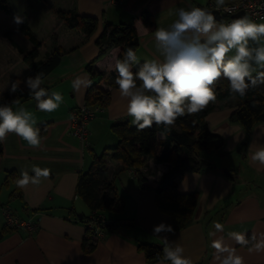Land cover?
I'll use <instances>...</instances> for the list:
<instances>
[{
    "label": "crops",
    "instance_id": "crops-1",
    "mask_svg": "<svg viewBox=\"0 0 264 264\" xmlns=\"http://www.w3.org/2000/svg\"><path fill=\"white\" fill-rule=\"evenodd\" d=\"M235 1L238 0H225V3ZM213 4L215 0H56L44 10L46 35L44 41L36 37L42 42L38 59H45L55 46L62 55L60 63L43 78L41 86L50 92H60L63 102L51 113L38 111L34 99L13 108L14 111L19 107L30 111L36 120L35 127L40 129L46 125V128L43 134L40 132L44 138L40 147L30 146L14 133H9L6 140L0 142V189L6 194V197L3 198V194L0 197V264H149L139 244H163L161 238L153 236V226L161 222L171 225V216L157 207L154 190L140 186L133 169L110 157L107 164L110 177L117 173L116 193L123 198L124 208L120 212L101 211L105 222H117L118 226L113 230L105 229L89 252L82 247L86 225L81 218L82 215L89 216L90 210L85 203L87 209L83 207V200L77 193L79 176L91 164V150L99 154L118 143L112 124L119 120L132 124V118L126 114L127 98L121 97L118 88H113L110 104L89 122L88 145L84 146L70 134L71 114L85 104L89 86L82 84L76 89L73 82L79 77L98 81L99 86L110 88L107 79H94L86 70L87 64L95 60L98 70L113 71L110 66L118 58L120 46L98 58L96 39L106 22H134L139 38L136 55L142 64L158 56L151 33L157 26L167 27L176 18L178 8L189 5L208 7L217 20H221ZM144 9L154 19V30H149L143 23L141 13ZM60 10H75L82 15L97 17V30L86 36L78 29L68 28L58 14ZM52 36H55L56 43L52 42ZM21 51L30 50L21 47ZM15 56L9 80L22 82L28 76H35L36 73L24 61V54L17 51ZM10 81L6 82L8 88L0 93L10 91ZM22 84L19 87L25 88ZM238 104L239 99L231 96L227 99L217 97L208 105V127L224 139V144L210 154L215 168L199 172L188 170L178 182L181 193L196 192L198 195L190 220L184 228L174 230V234L161 233V237L167 235L169 241L178 242L193 264H220L217 257L222 258L226 253H217L211 247L213 239H222L225 245L235 247L244 264H264V251L250 253L247 246L228 237L230 232L246 233V238L264 233V166L251 160V155L264 146V122L253 127L246 148L241 152L247 132L240 123L230 121ZM158 137L163 138V134L159 133ZM33 165L51 169L50 177H41L38 185L30 183L24 189L17 188L15 180L20 171L28 170L29 175H34L31 172ZM168 167L166 162L149 159L141 171L148 178L157 180ZM12 172L15 175H11ZM15 189L19 195L12 196ZM11 204L16 205L14 215L35 223L34 231L6 228L4 209ZM217 222L224 225V230L212 236ZM151 264H159V261Z\"/></svg>",
    "mask_w": 264,
    "mask_h": 264
},
{
    "label": "clouds",
    "instance_id": "clouds-1",
    "mask_svg": "<svg viewBox=\"0 0 264 264\" xmlns=\"http://www.w3.org/2000/svg\"><path fill=\"white\" fill-rule=\"evenodd\" d=\"M215 7L231 14L225 0H215ZM175 17L167 27L157 26L151 33L158 56L139 64L136 52L129 47L123 58H116L114 65L110 66L117 74L115 84L119 94L127 98L126 114L139 130L163 125L167 131L179 117L203 111L216 101L214 85L221 78L228 82L230 92L240 97L264 88V23L255 22L247 14L226 23L217 20L208 7L192 5L178 8ZM13 23L19 26L25 23V17L14 14ZM134 65H137L136 70H133ZM43 77L44 73L38 72L22 82L13 81L10 94L23 83L36 101L38 111H56L63 96L42 87ZM82 84L90 86L91 81L78 77L73 82L76 89ZM12 103L19 104V101L0 105V142H4L9 133H14L30 146L40 147L44 138L40 129L35 127L33 114L23 107L14 111ZM251 160L264 166V146L251 155ZM31 172L34 175H29L28 170L20 171L15 180L17 188L24 189L30 183L38 185L41 177L47 179L51 175V169L35 165ZM214 227L216 232L211 233L212 236L224 230V225L218 222ZM161 233L174 234V229L164 222L153 226V236L161 238L164 244L157 256L159 264H193L178 242L169 241L167 235L161 237ZM246 235L228 233L237 244L247 246L250 253L264 251V233L259 237L253 234L246 238ZM211 247L217 253H226L222 258L217 257L220 264H244L236 248L225 245L222 239H213Z\"/></svg>",
    "mask_w": 264,
    "mask_h": 264
},
{
    "label": "trees",
    "instance_id": "trees-1",
    "mask_svg": "<svg viewBox=\"0 0 264 264\" xmlns=\"http://www.w3.org/2000/svg\"><path fill=\"white\" fill-rule=\"evenodd\" d=\"M0 8L6 14H12L6 0H0ZM58 14L68 28L78 29L86 36H91L97 30L98 18L95 16L82 15L75 10H60ZM141 15L144 25L149 30H154L155 22L151 13L144 9ZM23 16L25 23L19 26L15 24V26L34 46L24 55V61L34 73L43 72L45 77L60 63L62 54L59 47L55 46L45 59H38L42 42L34 35L27 16ZM52 42L56 43L55 36H52ZM96 44L99 47L98 58L116 46L121 47L118 55V58L121 59L125 49L129 47L136 52L139 38L134 22L119 24L106 22L96 39ZM94 63L95 60L89 62L86 70L94 79H107V85L110 88H103L99 86L98 81L92 80L88 87L85 103L88 105L99 104L102 109H105L111 102L112 89L118 88V85L115 84L117 74L115 71L109 73L100 71ZM136 67L133 70H136ZM214 88L219 99H227L231 96H236L239 99L238 106L230 115V121L240 123L247 132L248 137L241 147V152H244L253 127L259 122H264V88L249 91L246 96L240 97L238 94L230 92L228 82L223 78L215 83ZM29 99H33V97L29 95L26 87H19L15 93L11 94L10 91L0 93V105L11 103L14 100L21 103ZM15 105L16 103H12L13 108ZM207 113L208 108H205L199 113L179 117L175 125L167 131L163 125L159 127L153 125L151 128L139 130L126 120H119L112 124L111 129L117 136L118 143L106 148L102 154L91 150V164L87 170L80 174L78 179L77 193L90 210L89 216L82 215L81 218L86 225V237L82 242V247L86 252L92 250L97 242L96 235L93 229L87 225V221L94 219L103 231L105 229L113 230L118 226V223H103V216L100 212H120L124 208L123 198L116 193L115 177L117 173L110 177L107 165L109 157L122 162L126 168L133 169L142 188L154 190L156 205L162 212L171 216V226L174 230L185 227L194 213L198 195L196 192L181 193L178 190V182L188 170L199 172L215 168L214 160L210 154L212 151L220 149L224 144V139L213 133L208 127ZM45 128L46 125L40 127L41 134ZM159 133L163 134V138L158 137ZM149 159H154L157 163L166 162L169 164L168 169L157 180L148 178L141 171ZM10 174L15 175L14 172ZM227 174L230 175V172ZM14 194L19 195L18 189L12 192V196ZM163 247L164 244H139V249L144 253L149 264L158 261L157 256L162 252Z\"/></svg>",
    "mask_w": 264,
    "mask_h": 264
},
{
    "label": "rangeland",
    "instance_id": "rangeland-1",
    "mask_svg": "<svg viewBox=\"0 0 264 264\" xmlns=\"http://www.w3.org/2000/svg\"><path fill=\"white\" fill-rule=\"evenodd\" d=\"M55 2L56 0H7V4L12 10L11 15L6 14L0 8V91L8 88L6 87V82L10 81L9 77L13 71V67L11 65L16 58V52L18 51L19 54L20 51L25 55L28 51H21V47H28L29 50L34 47L32 42L28 38H26L18 28H16L15 24L13 23V15L17 13L26 15L27 18H29V25L33 33L37 38L44 41L46 35V29L44 26V10L49 9V7L55 4ZM8 36L10 37L8 38ZM41 53H44V48L42 49ZM10 82L12 83V80ZM4 193L5 192L1 191L0 189V197L2 194L3 198L4 196L6 197V194ZM81 203L83 207H86L83 201H81ZM14 204H11V207L7 208L13 211V214H16V209L13 208L16 206Z\"/></svg>",
    "mask_w": 264,
    "mask_h": 264
},
{
    "label": "built area",
    "instance_id": "built-area-1",
    "mask_svg": "<svg viewBox=\"0 0 264 264\" xmlns=\"http://www.w3.org/2000/svg\"><path fill=\"white\" fill-rule=\"evenodd\" d=\"M226 5L231 9V14L225 12L223 8L216 9L215 4L212 5V7L219 13L221 20L226 23H229L233 18H236L234 15L239 12H244V15H249L253 20L264 21V19H261V17H264V0H238L226 3ZM100 111H102V107L99 104L88 105L87 103L72 111L70 134L77 137L84 146L88 145V124ZM4 213L5 225L7 228H24L30 232L35 230L36 225L34 222L19 218L14 215L9 208H5ZM102 222L104 223L105 220L103 219ZM87 225L93 229L97 240L99 237L103 236V229L94 219L87 221Z\"/></svg>",
    "mask_w": 264,
    "mask_h": 264
},
{
    "label": "water",
    "instance_id": "water-1",
    "mask_svg": "<svg viewBox=\"0 0 264 264\" xmlns=\"http://www.w3.org/2000/svg\"><path fill=\"white\" fill-rule=\"evenodd\" d=\"M243 15H244V12H239L236 15H234V17H239V16H243Z\"/></svg>",
    "mask_w": 264,
    "mask_h": 264
}]
</instances>
